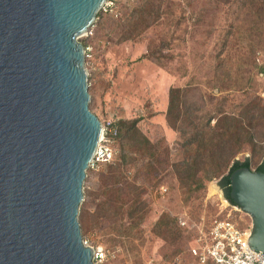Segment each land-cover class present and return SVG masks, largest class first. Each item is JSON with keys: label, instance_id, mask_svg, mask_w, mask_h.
<instances>
[{"label": "water", "instance_id": "water-1", "mask_svg": "<svg viewBox=\"0 0 264 264\" xmlns=\"http://www.w3.org/2000/svg\"><path fill=\"white\" fill-rule=\"evenodd\" d=\"M107 0H0V264H93L79 223L102 136L80 38ZM264 255V171L230 175Z\"/></svg>", "mask_w": 264, "mask_h": 264}, {"label": "rangeland", "instance_id": "rangeland-1", "mask_svg": "<svg viewBox=\"0 0 264 264\" xmlns=\"http://www.w3.org/2000/svg\"><path fill=\"white\" fill-rule=\"evenodd\" d=\"M143 1L108 0L102 9L104 18L108 19L110 14H114L116 19L118 16L120 18L124 10L120 5L127 4L131 10ZM162 1V25L146 31L141 40L119 42L121 29L109 31L112 28L107 27L98 30L92 27L80 40L87 38L89 41L86 67L91 111L102 123L121 118H140L141 130L154 143L164 140L170 148V159L174 161L181 155L179 134L166 118L172 86L190 85L204 93L214 92L218 95V88H215L218 82L226 86L224 93L234 92L238 101L245 100V90L264 97V74L254 67L255 64L264 65V34L254 29L260 26L264 30V12L248 6L237 15L236 3L230 6L228 0ZM172 19L180 20L181 24L176 26ZM128 30L126 27L122 29L124 34ZM229 30L232 32L228 38L227 52L218 73L217 55ZM151 40L155 44L164 40V44L170 42L164 47V52L171 55L165 65L142 57ZM254 43H260L255 51L251 47ZM249 156L251 152L245 151L234 159ZM137 160L128 166V175L132 182L145 188L142 197L147 205L135 218L118 209V203H109L106 185L110 164L103 165L98 171L90 168L86 171L79 223L83 240L93 246L101 245L108 252V259L102 264H170L161 252L164 241L152 231L160 214L170 211L188 222L190 212L193 214L196 205H200L196 211V217L200 219L197 222L199 232L205 228L207 216L213 218L220 212L225 199L219 186L220 178H214L207 182L205 195L186 202L171 167L158 180H149L150 158ZM261 161L262 157L254 158L253 167ZM228 172L229 168L225 174ZM161 186L168 188L163 194L160 193ZM105 202L113 210L110 213L112 219L97 217L103 214ZM83 212L88 217L82 222L80 217Z\"/></svg>", "mask_w": 264, "mask_h": 264}, {"label": "trees", "instance_id": "trees-1", "mask_svg": "<svg viewBox=\"0 0 264 264\" xmlns=\"http://www.w3.org/2000/svg\"><path fill=\"white\" fill-rule=\"evenodd\" d=\"M228 2L230 6L233 2L236 3L237 15L248 6H254L264 12V0H228ZM163 5L162 0H144L130 10L127 4H122L120 8L124 10L117 19L114 18V14H110L109 18L105 19L101 10L92 27L97 30L103 27L112 28L109 31L120 28L119 42L128 39L141 40L146 31L151 28L158 29L162 25ZM172 22L176 26L181 24L180 20L172 19ZM125 27L129 29L126 34L122 31ZM254 29L264 34L260 26ZM231 32L232 30L227 32L220 53L217 55L218 73L223 66V57L227 52ZM81 41L87 49L89 46L87 38ZM164 41L155 44L151 40L148 50L142 57L165 65L167 59H171V55L164 52L166 49L164 47L170 44L167 41L164 44ZM259 46L260 43H254L251 47L255 51ZM254 67L258 68L259 73L264 74V65L255 64ZM215 88H218V95L214 92L204 93L201 89L190 85L170 88L166 118L169 125L179 134L181 157L177 160L171 161L170 148L164 140L154 143L141 130L140 118H121L113 122L116 134L109 133L108 138L115 154L111 162L102 164V166L110 164L106 185L109 203H118V209L130 218L137 217L145 210L147 202L142 197L145 188L132 182L127 170L128 166L141 157L150 158L149 180H158L168 167H171L183 190L186 202L205 195L207 182L220 178L219 186L223 190L224 198L234 203L230 196L231 173L241 167L264 171V97L257 92L243 90L246 94L245 100L238 101L234 92L224 93L226 86L217 82ZM245 151H250L251 156L234 159ZM256 157H262V161L253 167ZM227 168L229 172L225 174ZM199 208L200 205H196L195 211L193 214L190 212L188 222L186 221L184 225L181 224V217L170 211H163L154 223L152 231L156 237L164 241V249L161 252L163 258L170 261V264H175L177 258L183 263L189 262L192 258L190 250L199 235L197 222L200 219L196 217ZM112 211L110 204L105 202L103 214L97 217L112 219L110 217ZM87 217L86 212H83L80 220L83 222ZM207 217L204 225L208 230L212 221L222 215L218 212L213 218ZM232 220L241 230L248 229L251 224L250 216L246 213L242 214V219L233 217Z\"/></svg>", "mask_w": 264, "mask_h": 264}, {"label": "built area", "instance_id": "built-area-1", "mask_svg": "<svg viewBox=\"0 0 264 264\" xmlns=\"http://www.w3.org/2000/svg\"><path fill=\"white\" fill-rule=\"evenodd\" d=\"M102 128L97 152L89 164V168L94 170H99L102 164L111 162L115 154L108 138L109 133L116 134L113 122L109 120L102 123ZM167 190V186H161L160 193L163 194ZM243 213L237 204L225 198L220 207L222 217L215 218L208 230L200 229L190 250L192 256L190 261L183 263L177 258L175 264H264V255L255 253L248 245L251 225L248 229L241 230L232 220L233 217L242 219ZM180 221L182 225L186 223L184 218ZM83 242L94 249L93 264H102L108 259V252L103 246L90 245L86 240Z\"/></svg>", "mask_w": 264, "mask_h": 264}, {"label": "bare ground", "instance_id": "bare-ground-1", "mask_svg": "<svg viewBox=\"0 0 264 264\" xmlns=\"http://www.w3.org/2000/svg\"><path fill=\"white\" fill-rule=\"evenodd\" d=\"M213 191H215V192H216V191H217V189H214Z\"/></svg>", "mask_w": 264, "mask_h": 264}, {"label": "flooded vegetation", "instance_id": "flooded-vegetation-1", "mask_svg": "<svg viewBox=\"0 0 264 264\" xmlns=\"http://www.w3.org/2000/svg\"><path fill=\"white\" fill-rule=\"evenodd\" d=\"M222 190V189H221ZM222 192H223V190H222Z\"/></svg>", "mask_w": 264, "mask_h": 264}]
</instances>
